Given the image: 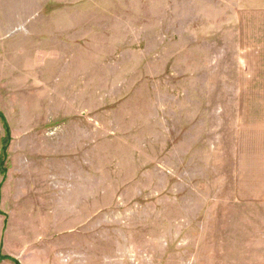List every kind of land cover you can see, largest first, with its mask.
I'll list each match as a JSON object with an SVG mask.
<instances>
[{"label":"rangeland","instance_id":"1","mask_svg":"<svg viewBox=\"0 0 264 264\" xmlns=\"http://www.w3.org/2000/svg\"><path fill=\"white\" fill-rule=\"evenodd\" d=\"M233 2L0 0V264H264Z\"/></svg>","mask_w":264,"mask_h":264},{"label":"crops","instance_id":"2","mask_svg":"<svg viewBox=\"0 0 264 264\" xmlns=\"http://www.w3.org/2000/svg\"><path fill=\"white\" fill-rule=\"evenodd\" d=\"M240 1L242 2L240 3L239 0H237V2H233L234 5L237 6V9H235V13L237 15L234 16L231 20L232 27L237 29L238 32L237 35L239 37L261 36L259 33H256V31L259 30L264 31V0H240ZM244 3H246V5L250 3L249 4L250 7L248 9L244 8L240 10L239 7L243 8ZM252 6H256V8L251 9ZM244 31L247 33H245ZM252 31L253 33H251ZM255 182L257 186H254L255 184L253 179L252 189L255 188V193L258 194L260 191L261 194L263 195L261 196V198H258V201L256 200L254 202L260 204L264 200V171L261 174V179H259L257 175V180L255 179ZM251 194H252V190H251Z\"/></svg>","mask_w":264,"mask_h":264},{"label":"trees","instance_id":"3","mask_svg":"<svg viewBox=\"0 0 264 264\" xmlns=\"http://www.w3.org/2000/svg\"><path fill=\"white\" fill-rule=\"evenodd\" d=\"M4 150V149H3ZM0 169H2V163L0 162ZM0 259H2V258H0ZM15 263H16V261H14Z\"/></svg>","mask_w":264,"mask_h":264}]
</instances>
